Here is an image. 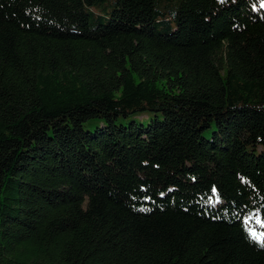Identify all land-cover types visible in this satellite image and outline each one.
Returning a JSON list of instances; mask_svg holds the SVG:
<instances>
[{"label":"trees","instance_id":"obj_1","mask_svg":"<svg viewBox=\"0 0 264 264\" xmlns=\"http://www.w3.org/2000/svg\"><path fill=\"white\" fill-rule=\"evenodd\" d=\"M261 1L0 0V264H264Z\"/></svg>","mask_w":264,"mask_h":264},{"label":"rangeland","instance_id":"obj_2","mask_svg":"<svg viewBox=\"0 0 264 264\" xmlns=\"http://www.w3.org/2000/svg\"><path fill=\"white\" fill-rule=\"evenodd\" d=\"M262 3H264V0L261 1L260 6H261ZM262 8L264 9V7H262ZM256 224H257L258 226L261 225L260 222H259V223H256ZM255 231L257 232L256 234H257L258 236H260V239H261V237L264 238V230H262V229H256Z\"/></svg>","mask_w":264,"mask_h":264},{"label":"snow or ice","instance_id":"obj_3","mask_svg":"<svg viewBox=\"0 0 264 264\" xmlns=\"http://www.w3.org/2000/svg\"><path fill=\"white\" fill-rule=\"evenodd\" d=\"M261 7H264V3L261 4ZM214 191H215V190H214ZM251 234H252V236H253L254 239H256V240H258V241L260 240V236H258V235L255 233V231H253Z\"/></svg>","mask_w":264,"mask_h":264}]
</instances>
